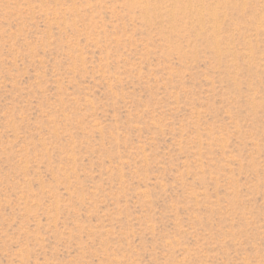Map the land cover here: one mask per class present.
<instances>
[{
	"label": "rangeland",
	"instance_id": "374dc122",
	"mask_svg": "<svg viewBox=\"0 0 264 264\" xmlns=\"http://www.w3.org/2000/svg\"><path fill=\"white\" fill-rule=\"evenodd\" d=\"M0 264H264V0H0Z\"/></svg>",
	"mask_w": 264,
	"mask_h": 264
}]
</instances>
